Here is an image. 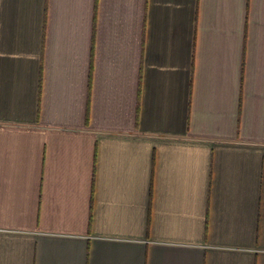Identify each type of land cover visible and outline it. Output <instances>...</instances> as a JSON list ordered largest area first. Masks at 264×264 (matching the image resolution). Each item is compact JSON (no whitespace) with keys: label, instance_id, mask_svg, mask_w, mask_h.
<instances>
[{"label":"crops","instance_id":"crops-1","mask_svg":"<svg viewBox=\"0 0 264 264\" xmlns=\"http://www.w3.org/2000/svg\"><path fill=\"white\" fill-rule=\"evenodd\" d=\"M0 264H264V0H0Z\"/></svg>","mask_w":264,"mask_h":264}]
</instances>
